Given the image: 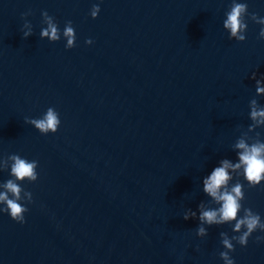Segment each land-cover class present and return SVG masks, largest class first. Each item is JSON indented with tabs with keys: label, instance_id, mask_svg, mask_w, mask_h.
Listing matches in <instances>:
<instances>
[{
	"label": "clouds",
	"instance_id": "1",
	"mask_svg": "<svg viewBox=\"0 0 264 264\" xmlns=\"http://www.w3.org/2000/svg\"><path fill=\"white\" fill-rule=\"evenodd\" d=\"M100 11L99 4H93L90 15L93 19H96ZM29 14L25 13L24 16L26 17ZM42 16L47 27L42 28L41 38L48 37L51 42L59 41L61 31L58 22L47 11H43ZM249 16L252 21L264 25V17H260L256 13H249L247 3L232 0L230 10L226 13L227 18L223 22L224 28L230 33V39L239 42L246 41L245 33L248 29L247 18ZM22 32L25 39L34 34L33 26L27 20H25ZM63 37L67 40L65 46L67 49L76 47V31L72 21L66 22ZM259 38L264 39V27L260 29ZM86 43L91 45L93 40L88 39ZM252 79L256 81L257 93H264V86H262L264 77L257 79L256 73H253ZM250 115L257 123L264 124V108L258 107L256 100L251 101ZM258 117L261 119L257 120ZM25 122L33 125L44 135L56 133L61 125L60 114L53 107H49L42 118H25ZM235 147L242 150L238 153L239 163L233 164L229 160H223L221 161L222 166L215 167L211 174L203 179L204 192L214 198L217 203H220V207L218 209H205L201 204L198 216L199 226L196 230L197 235L203 238L208 235V229L204 227V224L213 226L225 222H235L233 231L239 233V235H233L229 239L227 233H220L223 237L222 245L226 249L219 253L224 264H235V260L230 255L231 252L235 251L233 241L242 247H246L254 232L257 230L264 232V220H262L260 214L254 212L251 208H245L242 204V201L246 199L243 183L237 180L230 190L228 188L229 181L233 179L229 175V168L234 171L242 169L239 176L246 179L250 188H255L264 182V143L257 141L249 145L243 139H240ZM3 160L4 168L2 170L6 171L10 167V175L13 178L0 183V188L5 189V191H0V205H4V207H0V212L9 214L11 219L18 223H26L25 213L29 211L26 205L34 203V199L33 194L26 191L21 184L26 180L36 182L39 179L37 172L39 161H29L18 154L9 155ZM9 161H11L10 164ZM241 211H243L242 216L240 215ZM183 218L185 220L197 218V212L189 209L184 213ZM261 241H264V236H257L256 242Z\"/></svg>",
	"mask_w": 264,
	"mask_h": 264
},
{
	"label": "water",
	"instance_id": "2",
	"mask_svg": "<svg viewBox=\"0 0 264 264\" xmlns=\"http://www.w3.org/2000/svg\"><path fill=\"white\" fill-rule=\"evenodd\" d=\"M33 199L26 223L0 212V264H144L55 205Z\"/></svg>",
	"mask_w": 264,
	"mask_h": 264
}]
</instances>
